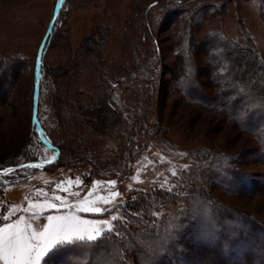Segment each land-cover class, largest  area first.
<instances>
[{
	"label": "rangeland",
	"instance_id": "1",
	"mask_svg": "<svg viewBox=\"0 0 264 264\" xmlns=\"http://www.w3.org/2000/svg\"><path fill=\"white\" fill-rule=\"evenodd\" d=\"M222 1L226 2V12L216 19H206L195 32L197 40H202L208 33L218 32L225 38L241 44L254 45L264 60V23L259 16V0ZM57 2L58 0H0V56L3 59L12 55L22 58L15 79L11 83L10 92L0 95V154L17 151L10 161L13 165L49 159L56 153L53 147L44 145L33 130L31 108L35 69L31 73V69L29 71L26 65L30 60V66L33 64L34 67L39 42ZM166 4V0L164 2L161 0H65L52 33L57 30L67 35L68 45L64 44L65 40L57 45H51L44 60L46 68L67 61L75 62L76 66L69 79V86L94 85L96 77L92 66L101 59L105 60L112 75L121 76L120 78L135 63L140 68L149 66L156 58V54L150 50L152 38L148 32L151 28L155 29L160 56L159 92L155 110L149 114L147 122L152 127L156 123L159 132L151 136L144 128L133 138L130 145L124 142V134L117 136L113 132L104 137L97 136V140H92V143L88 140L83 143L82 152L92 158L97 152V161L102 164L108 160V157L114 158L117 166L112 167L110 164L107 166L110 167L109 170L118 172L116 176L100 175L94 171L92 174L88 164L66 163L56 165L52 163L42 168L25 167L0 176V214L7 215L10 210L19 209L12 219L23 216L21 227L27 222L33 223L35 227L47 223V215H58L67 211L65 208L58 213L50 207L53 203L59 206L60 201L55 200L56 195L66 197L69 204L83 201L79 207H88L94 203L96 207L110 208L114 204H120L121 201L126 202L136 190L151 191L159 188V184L164 183L167 178L169 186L184 184L185 187L172 188L180 197L169 207H162L157 211L160 213L157 222L165 215L176 213L185 205L188 197L203 190L208 199L223 208L248 214L264 223V160L261 159L262 151L255 136L242 131L219 112L209 111L194 103L186 102L182 95L173 89L170 70L175 69V53L180 44L179 27L178 20L164 19L162 23L159 22ZM92 34L96 39H100L105 34L101 46L102 53H100L102 56L100 57L91 48L83 59L78 60L80 43L83 38ZM51 38L52 34L50 40ZM90 42L94 43L92 40ZM192 53L199 66L203 67L205 57L201 54L202 51L196 49ZM128 83L130 81L121 83L113 89L112 96L118 109L136 101L135 96L138 95L137 90L139 91L140 88L137 89L133 85L128 87ZM66 86L64 81L58 84L54 82L51 75L43 76L42 71L37 119L43 136L49 142L52 137L68 144L80 143V140L73 139L77 133L74 132L76 130L71 129V125L68 126L69 121L65 125L67 129L62 122L59 123L53 107L54 94L58 92L63 95ZM201 88L204 93L213 94L208 84L203 83ZM66 118L70 120L68 115ZM91 144L94 146L97 144L96 151L91 148ZM78 146L82 147L81 144ZM130 152L135 158L127 173L123 174V165L126 163L127 153ZM214 153L227 156L228 162L232 156L230 160L232 163L229 162V165L233 170L246 174L256 188L262 186L260 187L262 189L251 194L225 189L220 182L231 181L230 173L224 169V165L216 162L208 165ZM72 156L71 152L66 151L62 158L68 160V157ZM185 165L188 167L185 168ZM173 170L177 172L175 177L170 175ZM23 175L28 176L19 182H9ZM184 176L186 181L183 179ZM77 178L82 181L80 185L75 184ZM68 180L73 183L63 184L60 190L53 192L57 184ZM109 180L116 181V184L108 185L106 182ZM95 181L99 183H94ZM109 191H116L119 195L112 204H105L99 198L112 200ZM205 208V204L200 202L192 206L193 212ZM32 212H39L42 215L32 220ZM77 215L83 219L97 220L110 219V215H121V213L119 209V212L111 214L78 212ZM60 254L50 253L41 260V264L45 262L60 264L59 259L64 257ZM70 257L67 255L64 260ZM103 261L105 262L104 258L100 259V262Z\"/></svg>",
	"mask_w": 264,
	"mask_h": 264
},
{
	"label": "trees",
	"instance_id": "2",
	"mask_svg": "<svg viewBox=\"0 0 264 264\" xmlns=\"http://www.w3.org/2000/svg\"><path fill=\"white\" fill-rule=\"evenodd\" d=\"M166 1L167 6L163 9L159 22L162 23L164 19L178 20L179 27L180 44L175 53V69L170 70L174 91H178L186 102L219 112L242 131L255 136L262 151L261 159L264 160V60L254 45L241 44L218 32L208 33L202 40H197L195 32L206 19H216L226 12L225 1ZM259 5V16L264 23V0H259ZM154 32V28L148 32L152 38L150 50L156 54L149 66L140 68L135 63L120 78L121 76L112 75L105 60L101 59L92 66L96 83L87 87L69 86V79L76 66L74 61L45 67V55L51 45L65 40L64 44L67 46L69 42L67 35L57 30L52 33L42 60L43 76L51 75L57 84L62 81L66 83L63 95L58 92L54 94L53 107L59 123L62 122L67 129L65 125L69 121L68 126L71 125V129L77 133L73 139L80 140V143L68 144L50 137L51 143L60 151L53 164H88L92 174L96 172L100 175L116 176L118 172L109 170L107 165L117 166V161L108 157L104 164L100 163L97 161V152L93 158L82 152L83 143L87 140L92 143L97 140V136L104 137L113 132L117 136L124 134V142L130 145L133 138L144 128L151 136L159 132L156 123L152 127L147 122L149 114L155 110L159 92L160 56ZM104 36L105 34L96 39L92 34L83 38L77 59H83L91 48L101 57ZM91 40L94 43L91 44ZM196 49L201 50L205 57L203 67L199 66L193 56L192 52ZM21 60L16 55L4 59L0 56V95L10 92ZM29 62L30 60L26 68L33 73V64L30 66ZM128 81V87L133 85L142 92L137 90L136 101L118 109L112 96L113 89ZM203 83L213 90L212 95L202 91ZM67 115L70 120L66 118ZM95 146L91 144L94 151ZM66 151L73 155L68 157L69 161L62 158ZM16 152L0 154V169L13 165L10 161ZM231 157L228 159L230 163ZM134 158L132 152L127 153L123 174L127 173ZM227 158L214 153L208 162V165L212 162L224 165V169L230 173L231 181L220 182L225 189L246 194L262 189V186L256 188L246 174L233 170L226 161ZM27 176L23 175L9 182H19ZM183 179L186 181L185 176ZM181 187L185 185L176 186L179 189ZM178 197L180 196L176 190L170 193L160 188L134 191L120 208L124 219L115 222V231L122 235L106 234L98 241L59 248L54 253L71 257L68 258L70 260H64V257L57 260L59 259L60 264H264V223L248 214L223 208L208 199L203 190L188 197L185 205L176 213L165 215L157 222V216L152 213H157L162 207H169ZM196 202L205 204L206 208L193 212L192 206ZM2 222L0 217V224ZM172 226L179 228L174 238L170 237ZM102 258L105 262H100Z\"/></svg>",
	"mask_w": 264,
	"mask_h": 264
},
{
	"label": "snow or ice",
	"instance_id": "3",
	"mask_svg": "<svg viewBox=\"0 0 264 264\" xmlns=\"http://www.w3.org/2000/svg\"><path fill=\"white\" fill-rule=\"evenodd\" d=\"M243 92V89H241ZM45 164L53 163V161L45 160ZM20 167H41V165L29 164L21 165ZM185 168L188 165L184 166ZM5 173L15 171V169H6ZM171 176L177 175L176 170L170 173ZM73 181H61L56 185L53 192L61 189L63 184H72ZM82 181L77 178L75 184L80 185ZM94 183H99L95 181ZM110 186H114L116 181L109 180L106 182ZM176 185L169 186V180L165 178L164 183L159 184L161 190L172 192V188ZM131 190V189H130ZM42 191V190H38ZM73 195H77L73 193ZM119 195L116 191H109V196L112 200L100 197L105 204H112L115 198ZM87 199V197H85ZM55 200L60 201L59 206L55 203L50 207L55 209L58 213L61 209H67L63 214L47 215V223L35 226L31 222H27L21 227V222L24 217L13 220L12 217L16 215L15 211H9V214L2 215V225H0V264H41V260L48 256L55 250L65 247L74 246L81 242H94L103 238L106 234L120 236L122 233L116 232V221H121L124 218L121 215H110V219L87 220L77 215L78 212H91L96 214L119 212L122 204H114L110 208H101L94 206V203L88 207H79L83 201H77L75 204H69L66 197L59 195L55 196ZM42 213L32 212L31 219L39 218ZM153 216H159L160 213L153 212ZM11 220V222H9ZM178 226H172L170 237L174 238L178 234ZM123 260V256H121ZM47 264V262H45Z\"/></svg>",
	"mask_w": 264,
	"mask_h": 264
},
{
	"label": "water",
	"instance_id": "4",
	"mask_svg": "<svg viewBox=\"0 0 264 264\" xmlns=\"http://www.w3.org/2000/svg\"><path fill=\"white\" fill-rule=\"evenodd\" d=\"M65 3V0H58V2L56 3L52 15L48 21L47 27L45 29V32L39 42L38 48H37V53H36V57H35V62H34V69H35V81H34V88H33V95H32V108H31V122L33 125V130L35 131L36 135L38 136L39 140L46 145L47 147H53L56 151L54 157L49 158V159H44V160H32V161H27V162H23L20 164H16V165H10L6 168H2L0 169V176H5L8 175L10 173H5L4 170L6 169H15L19 170L21 168H25V167H20L21 165H29V164H36V165H41L42 167H46L50 164H45L44 161L45 160H49V161H53V163L57 160V158L59 157V149L53 145L51 142H49L42 134L41 130H40V126H39V122L37 119V104H38V96H39V89H40V81H41V76H42V69H41V64H42V57H43V53L46 50V46L48 45L49 41H50V37L55 25V22L57 20V17L60 13V10L62 9L63 5Z\"/></svg>",
	"mask_w": 264,
	"mask_h": 264
}]
</instances>
